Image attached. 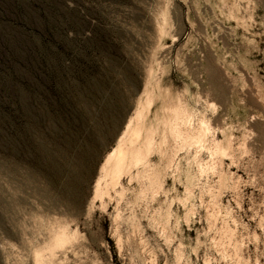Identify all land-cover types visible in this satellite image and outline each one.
<instances>
[{
  "label": "rangeland",
  "instance_id": "1",
  "mask_svg": "<svg viewBox=\"0 0 264 264\" xmlns=\"http://www.w3.org/2000/svg\"><path fill=\"white\" fill-rule=\"evenodd\" d=\"M0 264H264V0H0Z\"/></svg>",
  "mask_w": 264,
  "mask_h": 264
},
{
  "label": "bare ground",
  "instance_id": "2",
  "mask_svg": "<svg viewBox=\"0 0 264 264\" xmlns=\"http://www.w3.org/2000/svg\"><path fill=\"white\" fill-rule=\"evenodd\" d=\"M182 114H183V118L185 120L184 121L185 122L184 124H186V125L189 126V123L191 122L190 121V118H191L190 116L191 115L190 116L187 115L186 111H185V113L183 112ZM177 118H178V115H177ZM179 118H182V117H179ZM137 121H140V118L137 117ZM188 126H187V128H188ZM127 128H128V125H127ZM208 129L209 128H208L207 123L204 121L203 118H201V119H199L198 127L193 132L187 131L186 134H184L185 135L184 138L188 142H191V143L197 145L198 147L203 148L204 147V144L206 142V137H207V134H208ZM171 131H172V134H173L174 137H176V136L177 137H181L183 135L180 132V130L177 129V127H175L174 129H172ZM142 137H143V129L140 127L137 130L133 131V133H132V138L130 140V143H131V147L130 148H127L126 149L125 144L121 141V144L119 145L118 151L117 152H114L113 151V152H111L109 154L108 158L105 161V165L107 167H109L107 169L106 176L109 177L110 182L112 183V185H115L116 184V181L118 180V178L128 168L127 163L125 161V158H126L127 153H129V154H131L133 156V161L134 162H138L140 160V158H141V155H142V150H140V149L146 148L147 151H150L151 150L152 144H153V140L151 138H149V139H146L144 142H141V140H143ZM174 140H176V138ZM176 141L178 142V140H176ZM136 143H140V148L138 150H135V147H133ZM179 143H182V142H179ZM182 144H181V146H182Z\"/></svg>",
  "mask_w": 264,
  "mask_h": 264
}]
</instances>
